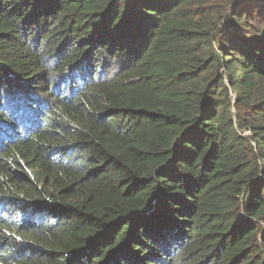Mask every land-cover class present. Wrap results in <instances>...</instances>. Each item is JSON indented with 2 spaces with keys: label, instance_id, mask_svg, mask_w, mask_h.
Masks as SVG:
<instances>
[{
  "label": "trees",
  "instance_id": "16d2710c",
  "mask_svg": "<svg viewBox=\"0 0 264 264\" xmlns=\"http://www.w3.org/2000/svg\"><path fill=\"white\" fill-rule=\"evenodd\" d=\"M0 264H264V0H0Z\"/></svg>",
  "mask_w": 264,
  "mask_h": 264
}]
</instances>
